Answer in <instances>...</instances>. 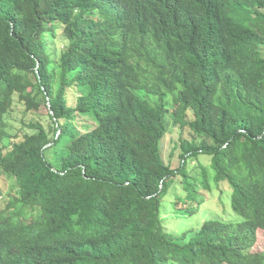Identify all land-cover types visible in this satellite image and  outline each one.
Returning <instances> with one entry per match:
<instances>
[{
	"label": "trees",
	"instance_id": "obj_1",
	"mask_svg": "<svg viewBox=\"0 0 264 264\" xmlns=\"http://www.w3.org/2000/svg\"><path fill=\"white\" fill-rule=\"evenodd\" d=\"M16 102L48 122L12 141ZM212 179L241 221L167 231ZM258 230L264 0H0V264H264Z\"/></svg>",
	"mask_w": 264,
	"mask_h": 264
},
{
	"label": "rangeland",
	"instance_id": "obj_2",
	"mask_svg": "<svg viewBox=\"0 0 264 264\" xmlns=\"http://www.w3.org/2000/svg\"><path fill=\"white\" fill-rule=\"evenodd\" d=\"M59 44V43H58ZM60 45V44H59ZM71 103L74 99L71 97ZM168 103H171V98L169 97ZM150 102L154 104L155 99L150 98ZM34 111H26L23 103L16 102L13 109L6 117L7 122V132L11 135L12 141H18L22 138L25 132H31L32 129L27 127L25 123L39 120L43 124H47L48 118L44 108L33 109ZM168 131L161 141V154L165 162H170L172 166H176L179 161V156L177 150L175 149L174 143L178 140L180 134V128L174 127L172 119L167 118ZM184 136H187L186 130L183 131ZM198 159L202 162L204 167H208L210 173L214 175V172L209 167L210 156L199 155ZM192 163H190L191 165ZM189 165V166H190ZM206 167V168H207ZM5 179V178H4ZM213 180V179H212ZM211 190H207V198H203L201 210L197 209L198 201L195 199L192 201L193 214L189 215L188 205L189 202L185 204L165 202V208L161 209L162 216L166 219L167 231H174L179 234L188 229H198L199 224L203 220L208 218H218L229 222L241 221V217L236 214L230 204L231 189L227 182H220L218 185L215 181H211ZM13 181L6 178L7 191L12 194ZM225 186V188H223ZM199 190V188H196ZM197 193V192H196ZM198 194V193H197ZM197 198V197H196ZM225 204H223V203ZM222 203V204H221ZM189 234L188 236H190ZM253 250L263 251L264 250V231L258 230L254 243Z\"/></svg>",
	"mask_w": 264,
	"mask_h": 264
}]
</instances>
